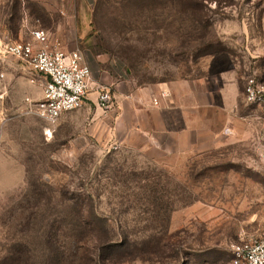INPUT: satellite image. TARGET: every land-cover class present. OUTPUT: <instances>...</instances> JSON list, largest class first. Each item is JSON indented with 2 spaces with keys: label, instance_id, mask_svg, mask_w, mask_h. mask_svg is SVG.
I'll use <instances>...</instances> for the list:
<instances>
[{
  "label": "rangeland",
  "instance_id": "374dc122",
  "mask_svg": "<svg viewBox=\"0 0 264 264\" xmlns=\"http://www.w3.org/2000/svg\"><path fill=\"white\" fill-rule=\"evenodd\" d=\"M35 28L80 51L92 81L82 106L55 124L37 118L10 130L0 182L22 175L27 189L6 193L0 264H48L49 239L77 264L95 254L100 234L103 243L128 234L140 247L154 234L159 246L148 260L102 264H230L232 245L264 228V110L246 98L251 79L264 84V0H0V36L28 39ZM11 75L0 84H41ZM180 80L213 91L219 106L236 86V103L207 110L211 129L182 152L154 151L139 134L123 141L135 112L128 105L124 117L122 101L143 107L155 84ZM83 206L93 228L81 225Z\"/></svg>",
  "mask_w": 264,
  "mask_h": 264
},
{
  "label": "crops",
  "instance_id": "0c3cea01",
  "mask_svg": "<svg viewBox=\"0 0 264 264\" xmlns=\"http://www.w3.org/2000/svg\"><path fill=\"white\" fill-rule=\"evenodd\" d=\"M8 68L10 69V66L7 70ZM14 71L27 73L30 76L22 65L17 64V66H12L8 73L6 71L4 80H13L11 74ZM15 83L18 84H0V153L4 151V145H7L8 141L12 142L11 129H24L25 126L30 125L32 120L40 123V120H37L38 116L24 112L26 104L23 103V96H31L34 99L41 96L40 85L29 84L25 80H16ZM198 83L204 84L201 81ZM191 84L189 80L155 84L154 100H159L157 105L146 99L141 101L144 106L139 107L136 98L131 101L124 99L121 103L122 115L127 117L128 105H131V109L135 112V122L134 125L126 126L127 132L122 140L130 142L134 134H139L150 148L166 155L177 151L182 152L186 147L198 143L199 141H191V138L206 134L211 129L213 120L206 114L207 110L231 112L238 92L235 86L231 94L223 93L220 96L221 99L223 98V105L219 106L216 105L215 98H212L213 91L207 92L205 89L202 92L197 91L192 88ZM222 84H238V82ZM162 91H165L168 96L162 97ZM39 129H42L43 135L46 136V125L39 126ZM227 130V132L231 131Z\"/></svg>",
  "mask_w": 264,
  "mask_h": 264
},
{
  "label": "built area",
  "instance_id": "2783aa9c",
  "mask_svg": "<svg viewBox=\"0 0 264 264\" xmlns=\"http://www.w3.org/2000/svg\"><path fill=\"white\" fill-rule=\"evenodd\" d=\"M10 60H16L29 72L31 83H41V96L25 99L24 112L27 114L53 125L63 114L82 106L92 81L91 68L80 51H64L51 44L46 29L31 30L28 39L16 38L9 33L0 36V83L6 77ZM167 96L162 91V97ZM246 98L264 110V84H256L251 79ZM111 100L109 89H99L98 102L102 107H108ZM154 104H159V100L155 99ZM231 254L230 264H264V228L233 244Z\"/></svg>",
  "mask_w": 264,
  "mask_h": 264
},
{
  "label": "trees",
  "instance_id": "16d2710c",
  "mask_svg": "<svg viewBox=\"0 0 264 264\" xmlns=\"http://www.w3.org/2000/svg\"><path fill=\"white\" fill-rule=\"evenodd\" d=\"M155 206L160 207L161 211L167 213V211H171L170 209H165L162 208L160 203L155 204ZM88 210L86 207L81 208V221L83 226H86L87 228H93L92 225V220L94 218L90 217L88 214ZM170 218V217H169ZM97 220V219H95ZM168 216H167V221H168ZM83 230H81L80 234L82 233ZM108 233V232H107ZM104 234L106 235V231H104ZM109 234V233H108ZM98 238V243H97V249L95 254L89 253L88 250L82 253L79 259H77L75 262L77 264H102L107 260L110 263H116L118 260L121 261H132L136 259H143V260H148L151 259L154 256L155 249H157L156 246L154 247V234H150L147 237V243L145 247H140L138 244L137 240H134L131 238L128 234H125L124 236L121 237L118 241L112 240L109 238L106 242H102V235L100 234ZM48 248H49V253L47 257V263L48 264H70L67 260L68 258H65L64 252L60 250L57 246L53 245V242L51 239L48 240ZM67 259V260H66ZM27 259V263H28ZM13 264H19L18 259L13 261ZM29 264V263H28ZM74 264V263H73Z\"/></svg>",
  "mask_w": 264,
  "mask_h": 264
},
{
  "label": "clouds",
  "instance_id": "9594fccd",
  "mask_svg": "<svg viewBox=\"0 0 264 264\" xmlns=\"http://www.w3.org/2000/svg\"><path fill=\"white\" fill-rule=\"evenodd\" d=\"M27 189V182L23 179L21 175L19 180L11 185H5L0 182V211L4 210V205L7 204V196L6 193H12L17 190L23 191Z\"/></svg>",
  "mask_w": 264,
  "mask_h": 264
}]
</instances>
